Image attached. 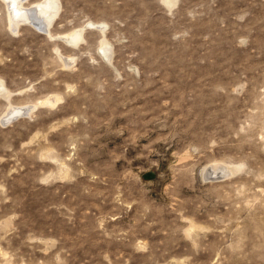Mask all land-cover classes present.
I'll use <instances>...</instances> for the list:
<instances>
[{"label": "rangeland", "instance_id": "1", "mask_svg": "<svg viewBox=\"0 0 264 264\" xmlns=\"http://www.w3.org/2000/svg\"><path fill=\"white\" fill-rule=\"evenodd\" d=\"M4 3L0 264H264V0Z\"/></svg>", "mask_w": 264, "mask_h": 264}, {"label": "bare ground", "instance_id": "2", "mask_svg": "<svg viewBox=\"0 0 264 264\" xmlns=\"http://www.w3.org/2000/svg\"><path fill=\"white\" fill-rule=\"evenodd\" d=\"M4 1L6 3V7H7V11H8L10 28L13 27L15 30V28L18 27L21 22L29 21V23H31V24L33 23V25H35V26H37V28L41 29L42 32H46V33L49 32V28H50L49 25L52 22L53 17L55 16V12H56L55 9H56L57 0H45L43 2L41 1V2H38L36 4L33 3V4H31V5L35 6L33 8H27L25 6V4L28 0H4ZM44 14L48 18V20H45V17L43 16ZM68 36L69 37H67V38H73L74 40H77L81 37V32L78 31V33L76 32V34L68 35ZM1 87H3L2 83H0V91L4 93V87L2 89H1ZM5 89H6V86H5ZM8 92L12 94V92H10L9 90L6 93H8ZM46 100L48 102L54 103L53 100H55V99L54 98H47ZM46 100H44V101H46ZM45 103H47V102H45ZM31 105H33V104H31ZM27 106L16 107V108L12 109V111L5 113V115L0 118V122L5 123L6 121H9L13 116H16L19 114H25L26 111L29 110V107H27ZM36 107H37V105H36ZM14 113H18V114H14ZM215 171H217V170H215ZM215 171H214V173H215ZM218 171H219V169H218Z\"/></svg>", "mask_w": 264, "mask_h": 264}, {"label": "water", "instance_id": "3", "mask_svg": "<svg viewBox=\"0 0 264 264\" xmlns=\"http://www.w3.org/2000/svg\"><path fill=\"white\" fill-rule=\"evenodd\" d=\"M17 116H18V115L13 116V117L10 119V121H11L12 119H15ZM8 122H9V121H6L5 123H8Z\"/></svg>", "mask_w": 264, "mask_h": 264}]
</instances>
